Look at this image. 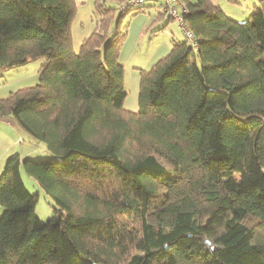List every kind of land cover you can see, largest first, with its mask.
<instances>
[{
    "label": "trees",
    "instance_id": "trees-1",
    "mask_svg": "<svg viewBox=\"0 0 264 264\" xmlns=\"http://www.w3.org/2000/svg\"><path fill=\"white\" fill-rule=\"evenodd\" d=\"M106 1L75 50L74 0H0V75L42 60L0 119L54 155L5 160L0 264H264V0L242 22L182 0L196 47L178 24L184 39L139 70L136 111L119 52L143 4ZM21 167L55 205L45 221Z\"/></svg>",
    "mask_w": 264,
    "mask_h": 264
},
{
    "label": "crops",
    "instance_id": "crops-1",
    "mask_svg": "<svg viewBox=\"0 0 264 264\" xmlns=\"http://www.w3.org/2000/svg\"><path fill=\"white\" fill-rule=\"evenodd\" d=\"M212 1L219 5L220 8H224L228 2L227 0ZM74 2L76 6V17L74 20L75 25L71 24V37L73 48L78 50L81 41L93 30L95 20L92 15L93 0H74ZM119 2V0H107L106 4L116 7ZM160 12L161 10L156 2L148 1L142 5L140 11L135 14L129 13L124 17V19L128 22L126 29L127 39L119 55V61L122 63L124 68V81L127 91L123 105L130 111H136L138 109L139 70L149 69L156 61L168 53L171 43L170 40L171 38H174L173 32L171 30H167L168 27L173 28L177 25L178 29L181 30L178 23L174 19H167ZM114 19L115 18L112 20L111 27L114 23ZM172 21L175 24H171ZM157 28L159 29L157 30ZM149 30L150 33L148 34L147 31ZM160 32L168 33L170 37L169 42L167 40L155 41V37L157 38V35L161 34ZM147 34L150 38H148L146 42ZM142 39H144V43H140V50L142 51L138 52V45L136 46V43ZM133 55L135 56L136 63L131 67V69H129V73H127L125 71L124 62ZM24 69L25 65L8 70L3 75H0V97L4 96L5 92H7L4 91L5 88L10 90L6 84L8 77H10L13 73H19ZM24 132L25 131L19 128L17 123H15L12 119H0V172L5 164L6 158L10 154L17 153L21 158L31 154V150L28 148H21V141H24ZM2 210V206H0V214Z\"/></svg>",
    "mask_w": 264,
    "mask_h": 264
},
{
    "label": "rangeland",
    "instance_id": "rangeland-1",
    "mask_svg": "<svg viewBox=\"0 0 264 264\" xmlns=\"http://www.w3.org/2000/svg\"><path fill=\"white\" fill-rule=\"evenodd\" d=\"M228 2L224 6V8L221 7V9L225 12L226 15L232 17V19L239 21V22H242L250 16V14L253 11L254 4H256L257 1L256 0H238L237 2H229V3ZM75 17H76V15L74 16L73 21H72L73 25H75L74 24ZM171 24H175V23L172 21ZM124 25L126 26V29H127L128 22L126 19H123L122 26L124 27ZM75 27H77V26H75ZM167 30L168 31L171 30L173 32L174 38L176 37L178 39H184V36H183L181 30L178 29L177 25H175V27H173V28L168 27ZM147 33L149 34L150 30L147 31ZM148 34L146 36V42H147L148 38H150V36H148ZM152 38H154V37H152ZM126 39H127V31H126L124 41L121 45L119 55L122 51V48L124 46ZM155 39H156L155 40L156 42L158 40L159 41L160 40H162V41L167 40L169 42L170 37H169L168 33L162 32L160 35H157V38L155 37ZM140 43H144V39H142L141 41L136 43V46L138 45V47H137V49L139 50L138 52L142 51V50H140L141 49ZM41 62H42L41 59L32 60L25 65V69L23 71H20L19 73H13L12 75H10V77H8L7 82H6L8 88L11 91H14V90H17L19 88L27 87V86L35 84L37 79H38V70H39V65ZM135 63L136 62H135V56L134 55L131 56L129 59L125 60V62H124L125 71L127 73H129V69H131V67ZM12 89H14V90H12ZM10 90L5 88L4 91H7V92H5V95H6V93L8 94L10 92ZM23 134H24L23 135L24 141H21L22 142L21 148H23V149L28 148L29 150H31V154L28 156L29 158L37 160V159H49V158L54 157V155H52V153L46 148V146L43 142L35 141L34 139H31L32 137H30L25 132ZM3 168H4V166H3ZM3 168H2V170H3ZM2 170H1V172H2ZM21 174H22V178H23V181H24L27 189L31 193H37V201L35 203V213L37 214V216L41 220H44V221L47 220L53 214L54 207H55L52 199L44 193L42 188L37 184V182L34 179L29 177L25 173L23 167H21ZM1 214H2V212H1Z\"/></svg>",
    "mask_w": 264,
    "mask_h": 264
},
{
    "label": "built area",
    "instance_id": "built-area-1",
    "mask_svg": "<svg viewBox=\"0 0 264 264\" xmlns=\"http://www.w3.org/2000/svg\"><path fill=\"white\" fill-rule=\"evenodd\" d=\"M148 1L156 2L160 10L165 14V17L174 19L183 28L184 35L189 43L193 47H196L192 34L184 29L183 26L182 12H185L187 9L182 0H124L120 3L118 9L135 8Z\"/></svg>",
    "mask_w": 264,
    "mask_h": 264
}]
</instances>
